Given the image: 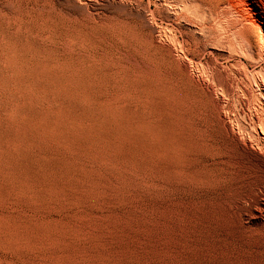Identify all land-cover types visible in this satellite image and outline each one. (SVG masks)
Wrapping results in <instances>:
<instances>
[{
  "label": "rangeland",
  "instance_id": "rangeland-1",
  "mask_svg": "<svg viewBox=\"0 0 264 264\" xmlns=\"http://www.w3.org/2000/svg\"><path fill=\"white\" fill-rule=\"evenodd\" d=\"M192 1L0 0V264H264V63Z\"/></svg>",
  "mask_w": 264,
  "mask_h": 264
},
{
  "label": "bare ground",
  "instance_id": "bare-ground-1",
  "mask_svg": "<svg viewBox=\"0 0 264 264\" xmlns=\"http://www.w3.org/2000/svg\"><path fill=\"white\" fill-rule=\"evenodd\" d=\"M192 2L195 3L196 8H199L202 12L201 18L203 20H205L206 18H212L216 20V22H218L217 25L220 24L223 31L228 32L231 35L232 40L236 41L235 43L237 44V46L234 48V50L236 51V55L238 54L240 57L254 62L264 63L263 46L260 45L259 47H255V44L251 40L253 27L256 26L253 19L241 16L229 4H226L220 0H193ZM98 27L100 28L98 29ZM116 27L124 34H129L126 31L125 27L124 29H122L117 22H108L105 26L103 24L95 28H97L98 30L104 29V35L109 33L113 35L116 34ZM91 28L92 27H90V29ZM97 29H95V31ZM261 36L263 38L264 34H261ZM244 75L246 76V74ZM248 78H246V80H252L251 82L254 84V87H256V97L259 98L257 100V107L261 112V117L259 116V119L256 122V130L253 129L254 134H247L246 138L250 141L251 145H253L264 155V70L262 66L261 68L259 67L257 71L253 72V74L249 75ZM252 83H250V85Z\"/></svg>",
  "mask_w": 264,
  "mask_h": 264
}]
</instances>
